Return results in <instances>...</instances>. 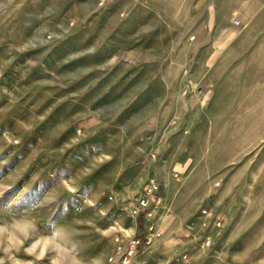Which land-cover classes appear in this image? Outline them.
I'll list each match as a JSON object with an SVG mask.
<instances>
[{
	"label": "rangeland",
	"instance_id": "obj_1",
	"mask_svg": "<svg viewBox=\"0 0 264 264\" xmlns=\"http://www.w3.org/2000/svg\"><path fill=\"white\" fill-rule=\"evenodd\" d=\"M219 2L210 83L80 106L85 56L47 28L67 5L0 0V264H121L140 226L125 264H264V0Z\"/></svg>",
	"mask_w": 264,
	"mask_h": 264
},
{
	"label": "crops",
	"instance_id": "obj_2",
	"mask_svg": "<svg viewBox=\"0 0 264 264\" xmlns=\"http://www.w3.org/2000/svg\"><path fill=\"white\" fill-rule=\"evenodd\" d=\"M63 4L66 11L47 28L61 40L60 47L78 46L77 55L85 56L77 59L87 64L82 77L87 82L79 93L87 99L80 106H143L144 94H159L153 79L181 74L184 95L193 85L209 81L212 68L222 62L223 22L231 13L224 19L219 0H62Z\"/></svg>",
	"mask_w": 264,
	"mask_h": 264
},
{
	"label": "built area",
	"instance_id": "obj_3",
	"mask_svg": "<svg viewBox=\"0 0 264 264\" xmlns=\"http://www.w3.org/2000/svg\"><path fill=\"white\" fill-rule=\"evenodd\" d=\"M234 25H239V21L235 20L234 21ZM198 93H201V89L196 90ZM159 191V186L158 185H154L151 184L146 188V195L141 198L140 200H138L137 202H135L132 205V213L134 216H142L146 209H147V204H148V200L146 199V197H152L153 201L157 202V193ZM204 214L206 215H211L210 213H207L205 210L203 211ZM213 225L217 228H219L221 226V220L219 218H215ZM145 236L143 235V240L140 239L139 237H136L135 235L126 239V240H120V238L117 236L115 238V244H116V249L118 251L122 252V245L125 243V249L122 252V262L121 264H125L126 260L131 257L133 254H135V252H137V250L139 249L141 243H145ZM207 244H210L209 240L207 241ZM113 258L110 257L109 261L112 262Z\"/></svg>",
	"mask_w": 264,
	"mask_h": 264
},
{
	"label": "trees",
	"instance_id": "obj_4",
	"mask_svg": "<svg viewBox=\"0 0 264 264\" xmlns=\"http://www.w3.org/2000/svg\"><path fill=\"white\" fill-rule=\"evenodd\" d=\"M136 237H139L140 239L143 240V228H142V226L139 227V230L136 233Z\"/></svg>",
	"mask_w": 264,
	"mask_h": 264
}]
</instances>
